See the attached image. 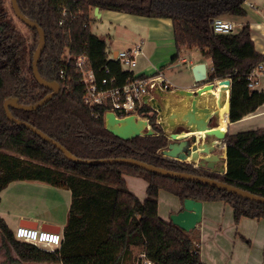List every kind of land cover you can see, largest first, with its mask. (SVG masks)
<instances>
[{
    "label": "trees",
    "instance_id": "1",
    "mask_svg": "<svg viewBox=\"0 0 264 264\" xmlns=\"http://www.w3.org/2000/svg\"><path fill=\"white\" fill-rule=\"evenodd\" d=\"M246 0H17L20 11L45 33V46L38 62L42 78L57 81L61 89L46 104L33 111L10 108L12 115L59 142L80 159L133 158L173 171L187 172L223 181L264 197V128L228 133L226 173L217 174L164 158L159 151L167 144L162 129L153 135L122 140L104 126L106 107H89L82 101L78 73L68 67L66 80L57 79L63 58L86 55L100 76L108 68L118 83L131 72L107 59L105 41L90 30V12L113 10L148 18H167L172 24L175 62L182 51L196 49L209 60L207 81L230 79L229 121L236 122L264 104V91L250 89L247 75L264 62V52L255 49L248 24L229 34L212 31L217 17L243 18ZM6 0H0V191L16 180H40L71 191L67 224L59 248L46 251L18 241L0 217L2 246L13 249L9 262L60 264H122L133 247L141 248V259L152 264H196L199 234L184 231L158 215L159 192L179 201H223L233 211V222L241 218L264 219V204L255 203L199 183L167 178L123 164L86 165L67 161L50 144L24 126L10 121L4 112L7 98L34 104L50 90L40 86L32 74V55L37 32L32 37L13 27ZM31 39V40H30ZM25 96V98H23ZM144 116L155 113L143 108ZM224 151V150H222ZM141 177L147 183L141 201L132 193L124 176ZM264 259V250H263Z\"/></svg>",
    "mask_w": 264,
    "mask_h": 264
},
{
    "label": "crops",
    "instance_id": "2",
    "mask_svg": "<svg viewBox=\"0 0 264 264\" xmlns=\"http://www.w3.org/2000/svg\"><path fill=\"white\" fill-rule=\"evenodd\" d=\"M246 8V7H245ZM247 9V8H246ZM95 17L102 23L107 24L108 22L122 26L125 28L126 25H130L131 34H139L140 31L147 32V41L150 43V48L152 51L153 57L155 50L165 49L171 50L173 45L172 40V24L170 19L167 18H148L144 16L132 15L124 12L113 11V10H98V14L94 11ZM250 16L251 19L246 17ZM232 20V19H231ZM234 21V20H233ZM237 23L242 27L245 24L249 25L251 39L253 40L255 49L263 53L264 52V0L256 5V9L250 11L247 9V15L243 18H239ZM114 27L113 31L116 30ZM139 31V32H138ZM155 32V33H151ZM140 37V36H139ZM104 40V38L99 37ZM143 42V38L140 37ZM105 41V40H104ZM137 40H132L129 46L126 48H131L135 44H141ZM106 48L107 43L105 41ZM142 46V45H141ZM143 49V47H142ZM125 50V49H123ZM114 51H106L107 55ZM150 51V52H151ZM182 51L180 54H182ZM188 52V51H187ZM179 54V55H180ZM146 57V54L143 50V55ZM159 57H163L161 53ZM148 60V57H146ZM182 61L186 60L185 57L181 58ZM149 61V60H148ZM186 62V61H184ZM203 62L198 54L197 60H190V67L196 63ZM149 69L147 67H140L139 63L134 70V73H143L151 72L153 69H161L162 67H157L149 61ZM207 68V76L211 69L210 61H205ZM147 68V69H146ZM164 73V72H163ZM167 78V77H166ZM168 80V79H167ZM257 84L254 87L255 90L264 91V75L260 76L257 80ZM208 82V81H206ZM190 87H176L173 89V86L170 90L160 91L157 90L147 97L146 101L148 102L146 108H149L151 112L156 113L155 110L151 108V105L155 103L158 107L162 109L163 119L166 124L176 126L179 122H183V117H187L188 113L193 112L179 110L175 101L179 98L175 94L180 89H188ZM212 110H216V106H208ZM255 114L247 115L239 121L228 122L227 133H236L245 130L264 128V104L261 105L256 111ZM195 118H198L197 115H194ZM162 119V120H163ZM214 122L209 124V126L214 127L218 126L219 120L212 119L210 121ZM181 131H187L183 129ZM229 131V132H228ZM226 133V135H227ZM225 153V142L223 145ZM125 183L128 189L134 193L141 201L145 197V189L147 183L141 177L136 176H124ZM25 186L28 189L33 190L32 197L25 198V201L16 200L11 203L12 205H17L18 210L11 211L7 208H3L0 205V217L4 220L7 227L13 231L21 223L25 222H34L37 224V229L43 227L59 229V233L62 235L63 230L67 224L69 216V207L71 204V191L67 188H62L55 186L53 184L43 182L40 180H16L10 182L4 189L0 191V203L3 198V192L8 189L9 185L17 187L18 185ZM162 193H167L165 191L159 192L158 200V215L162 219L168 221L169 215L173 212H176L179 207L178 197L171 195L169 197L171 203L170 208L167 214L160 212V196ZM13 197V196H12ZM220 202H202V220L194 229L199 234V258L202 264H264L263 259V250H264V219H250V218H241L237 224L233 222V211L230 208V213L227 211L224 214L222 211L223 205L218 204ZM224 204V203H223ZM40 206L58 207L57 213H44L41 211ZM232 215V216H231ZM41 230V229H40ZM48 231V230H43ZM63 237V236H62ZM201 239H206L211 243L209 248L206 246H201ZM132 254V253H131ZM130 254V255H131ZM126 255L122 264L130 257ZM141 257V254H140ZM16 258V257H15ZM4 259L0 256V264ZM128 261V260H127ZM14 264H60V263H44V262H16Z\"/></svg>",
    "mask_w": 264,
    "mask_h": 264
},
{
    "label": "water",
    "instance_id": "3",
    "mask_svg": "<svg viewBox=\"0 0 264 264\" xmlns=\"http://www.w3.org/2000/svg\"><path fill=\"white\" fill-rule=\"evenodd\" d=\"M10 7L14 16L19 21L37 32L38 43L33 52L31 62L32 74L40 86L50 90L49 93L34 104L19 103L17 97L7 98L3 103V108L6 117L10 121L30 130L41 140L56 148L67 161L74 164L129 165L155 175L199 183L222 190L229 194L237 195L255 203L264 204V197L255 195L223 181L187 172L169 170L133 158L80 159L41 130L25 121L15 118L12 115L10 108L24 111L36 110L46 104L53 96L58 94L61 86L55 80H45L41 77L38 71V62L45 46V33L43 29L35 21L29 19L20 11L17 0H10ZM94 11L99 15L97 7L94 8ZM191 72L193 79L192 86L188 89H180L175 94L179 97L175 101V105H177L176 107H178L179 110L191 111L194 115L198 116V118H195L194 115L192 116V113H188L187 117L182 116L184 129L187 131L175 132V126L173 127L172 125L165 123L161 107H158L155 103L151 105V108L156 112L155 118H158L160 121L159 127L167 137V144L161 148L159 153L168 160L190 164L195 168L222 175L226 173V147L224 154L221 153L219 149L222 147L223 140H225L227 136L226 130L223 131L219 129L218 126L211 127L209 124H211L210 121L213 118L219 120V117L224 114L228 117L230 109L231 82L228 78L218 80L217 85H215L214 81L206 82L208 76L205 62H199L192 65ZM210 105L216 106V110H212L208 107ZM163 122L165 124H163ZM147 124V119L138 117L137 115L117 118L112 112H106L104 114L105 129L122 140H130L138 136L153 135L155 131L152 128L147 127ZM201 220L202 202L192 198L181 200L178 210L169 215V221L186 232L194 230ZM21 225L30 228H37V224L34 222H25L21 223ZM40 229L54 231L53 228L43 226ZM55 231L59 232V229H55Z\"/></svg>",
    "mask_w": 264,
    "mask_h": 264
},
{
    "label": "built area",
    "instance_id": "4",
    "mask_svg": "<svg viewBox=\"0 0 264 264\" xmlns=\"http://www.w3.org/2000/svg\"><path fill=\"white\" fill-rule=\"evenodd\" d=\"M244 6L247 9L255 10L253 2L246 0ZM239 23L224 17L213 19L211 27L216 34L232 33ZM143 55L141 44H135L131 48L116 51L107 55V59L116 61L123 71L131 72L123 83H118L114 75H109L108 68H102L103 75L93 69L86 55H78L74 59L67 55L63 58V64L57 72V79L64 82L67 76V68L73 67L77 73L79 82L82 85V101L89 107H106V112H112L117 118H124L130 115H137L147 119V127L155 128L160 126V121L155 118L151 120L150 116H144L143 108L147 105V97L155 90L167 91L172 85L167 80L161 69H153L151 72L134 73L138 64V57ZM264 75V62L257 64L247 75L248 87L254 89L257 80ZM214 82H217L215 80ZM104 113V114H105ZM13 236L16 240L33 245L37 248L53 251L60 247L62 235L59 232L43 231L37 228L18 226L13 230ZM141 257L143 255L141 254ZM143 264H152L143 259ZM200 264V263H196Z\"/></svg>",
    "mask_w": 264,
    "mask_h": 264
},
{
    "label": "rangeland",
    "instance_id": "5",
    "mask_svg": "<svg viewBox=\"0 0 264 264\" xmlns=\"http://www.w3.org/2000/svg\"><path fill=\"white\" fill-rule=\"evenodd\" d=\"M251 1L255 4V6L257 4H259L262 0H248ZM6 6L9 10V13L12 15V17L14 18L13 20V27L16 31H21L25 36L31 38V31L28 29V27L26 25H24L21 21H19L13 14L11 7H10V0H6ZM252 11V10H250ZM90 18H91V22H90V30L92 34L97 35L98 37H102L104 38V40L107 43V48L106 51H121L123 49H126L130 42L132 40H137L138 42H141L140 40H142L140 37H142L144 40L143 42H141V45L143 47L144 53L146 54V57H148V60L155 66L157 67H162L163 68V72L165 74V76L167 77L168 81L171 83V85L173 86V89H176V87H180V86H184V87H191L193 84V79H192V72H191V67H190V60H197L198 58V51L196 49L190 50V51H186L183 52L182 54L179 55V57L177 58V60L173 63H171V57L175 54V51L173 50V47L171 50H165V49H158L155 50V53L153 55L152 58V51L150 48V43L147 41V32L148 31H138L139 34H131V27L130 25H126L125 28H122V26H118L116 28V24L114 23H110L108 22L107 24H102L96 17L93 11L90 12ZM224 18H227L224 16ZM229 19L232 20H237V18H231L228 17ZM247 19H251L250 16L246 17ZM152 20H154L152 18ZM237 22V21H235ZM114 27L116 28V30L113 31ZM240 25L238 27L235 28V31H238L240 29ZM151 33H155L150 31ZM172 35V34H171ZM140 36V37H139ZM31 40V39H30ZM151 51V52H150ZM163 54V57H159L160 54ZM109 54H112V52H110ZM145 56H139L138 57V63L140 65V67L144 68L147 67V71L150 70V63L147 60ZM185 57L186 62L182 61L181 58ZM203 62H207L209 60H204L202 59ZM23 98H25V96H23ZM256 113V112H255ZM253 113V114H255ZM214 122H211V124ZM229 132V131H228ZM226 133H227V129H226ZM230 133V132H229ZM228 135V133H227ZM227 137V136H226ZM226 141L223 140V145L224 142ZM223 145L222 147L219 149L220 151H222L223 149ZM3 198L1 199V203L0 205L3 206V208H7L11 211L14 212V210H18V206L17 205H12L11 203L15 202L16 200H20V201H25V198H29L32 197L31 194H33V190L28 189L25 184L24 186H21L20 184L15 187L13 185H9L8 189H6L5 192H3ZM13 196V197H12ZM169 197H172L171 195L167 194V193H162L160 196V212H162L163 214H167L169 208H170V199ZM220 202L218 204L223 205L222 207V211L225 212L227 211L228 213H230V206L228 204H226L223 201H217ZM224 203V204H223ZM40 209L42 212L44 213H57L58 212V207L56 206H51V207H45V206H40ZM232 216V215H231ZM211 245V243L209 241H207L206 239H201V246H206V248H209ZM141 252V248L139 247H133L131 249V255L130 257H128V261L126 260L123 264H143V260L140 257V253ZM10 256V258H15L16 255L13 251V249L9 246H2V240L0 237V256L2 257V259H4L1 264H14L16 262H9V259L6 258V256Z\"/></svg>",
    "mask_w": 264,
    "mask_h": 264
},
{
    "label": "bare ground",
    "instance_id": "6",
    "mask_svg": "<svg viewBox=\"0 0 264 264\" xmlns=\"http://www.w3.org/2000/svg\"><path fill=\"white\" fill-rule=\"evenodd\" d=\"M215 85H217V82H215ZM228 117L226 114L222 115L221 117H219V123H218V127L221 130H226L227 126H228ZM221 153L224 154V151H221Z\"/></svg>",
    "mask_w": 264,
    "mask_h": 264
},
{
    "label": "flooded vegetation",
    "instance_id": "7",
    "mask_svg": "<svg viewBox=\"0 0 264 264\" xmlns=\"http://www.w3.org/2000/svg\"><path fill=\"white\" fill-rule=\"evenodd\" d=\"M93 11V10H92ZM32 33V32H31ZM37 43H38V35H37V40H36V42H35V49H36V47H37ZM32 62V61H31ZM163 124H165L164 122H163ZM182 127H183V129H184V122H179L176 126H175V132H180L181 130H182Z\"/></svg>",
    "mask_w": 264,
    "mask_h": 264
}]
</instances>
